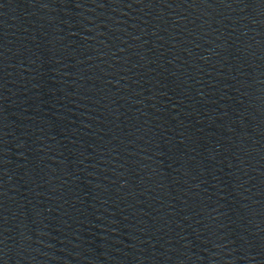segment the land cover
Masks as SVG:
<instances>
[{"label": "water", "instance_id": "obj_1", "mask_svg": "<svg viewBox=\"0 0 264 264\" xmlns=\"http://www.w3.org/2000/svg\"><path fill=\"white\" fill-rule=\"evenodd\" d=\"M0 264H264V0H0Z\"/></svg>", "mask_w": 264, "mask_h": 264}]
</instances>
